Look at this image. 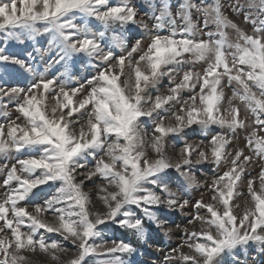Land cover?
I'll return each mask as SVG.
<instances>
[{
	"label": "snow or ice",
	"instance_id": "1",
	"mask_svg": "<svg viewBox=\"0 0 264 264\" xmlns=\"http://www.w3.org/2000/svg\"><path fill=\"white\" fill-rule=\"evenodd\" d=\"M0 161V264H264V0H0Z\"/></svg>",
	"mask_w": 264,
	"mask_h": 264
},
{
	"label": "rangeland",
	"instance_id": "2",
	"mask_svg": "<svg viewBox=\"0 0 264 264\" xmlns=\"http://www.w3.org/2000/svg\"><path fill=\"white\" fill-rule=\"evenodd\" d=\"M135 3H137V5L140 4V0H134ZM146 8H142L141 11H146ZM143 34L133 30V32H131L129 34V38L130 41L134 40V39H138L142 36ZM23 46H16V51H22ZM200 68V66H197V69ZM199 70V69H198ZM84 73H87V69H84ZM165 87H166V82H165ZM163 91V88H162ZM13 116H15V113H13ZM201 135H199L198 133H194L192 134L189 139H200ZM2 162V161H0ZM213 170H209V168H205L204 172L208 175V176H212L213 175ZM3 176L0 175V182H2ZM87 187H92V185L89 183ZM0 191H3V189H0ZM244 193V197L247 199L248 198V194L247 192H243ZM193 198L198 199L199 198V191H193L192 193ZM97 207H99V204L97 202ZM172 219H174L177 223H182V222H186V218L182 215H175L172 217ZM150 231H153V229H149ZM107 236L108 237H119V238H129V234L122 232L119 228L113 227V228H109L107 231ZM160 242V246L161 247H165L167 248H171L174 247L175 245H177L178 243L181 242V238H180V233H176L175 235H173L171 238L169 237H164L162 234L159 237V241ZM150 243H153L152 241H150ZM138 247H140L141 253L142 255H140L137 258L138 264H160V261L162 259L163 253H159V252H155L154 249H148L146 248V246L144 245H137ZM69 248H71V245H68ZM238 255H241L243 257V254L238 253ZM253 256H256V250L253 249H249L248 251V264H256V261H254L252 259ZM258 260L260 261H264V256H257L256 257ZM40 259L41 264H44V260L43 258H38ZM224 264H231V261L225 257V262Z\"/></svg>",
	"mask_w": 264,
	"mask_h": 264
},
{
	"label": "crops",
	"instance_id": "3",
	"mask_svg": "<svg viewBox=\"0 0 264 264\" xmlns=\"http://www.w3.org/2000/svg\"><path fill=\"white\" fill-rule=\"evenodd\" d=\"M242 26L245 28V30H247V31H251V25H242ZM198 69H199V68H198ZM228 94L230 95V92H228ZM239 143L241 144V146H243V144H244V140L241 139V140L239 141ZM259 170H260L259 167L254 168V169L252 170V175L255 176L256 173L259 172ZM242 191H243V192H247L246 188L242 189Z\"/></svg>",
	"mask_w": 264,
	"mask_h": 264
}]
</instances>
